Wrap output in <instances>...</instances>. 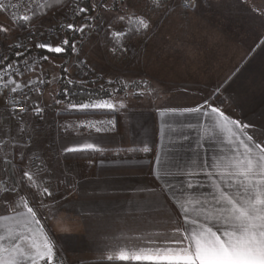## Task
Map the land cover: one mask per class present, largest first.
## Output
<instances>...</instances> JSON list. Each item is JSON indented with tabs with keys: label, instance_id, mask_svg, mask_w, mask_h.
<instances>
[{
	"label": "crops",
	"instance_id": "crops-1",
	"mask_svg": "<svg viewBox=\"0 0 264 264\" xmlns=\"http://www.w3.org/2000/svg\"><path fill=\"white\" fill-rule=\"evenodd\" d=\"M215 107L230 120L247 123L246 115L238 111L233 116L228 115L221 106ZM227 109L229 113L232 107ZM112 117L84 118L87 120L84 123L78 121L80 118H62L66 123L62 124V150L58 156L51 153L45 160L22 155L17 160V170L29 189L27 193L34 202L33 211L40 224L30 223L26 201L0 194V236L21 233L34 236L38 243L47 240L59 251L73 253L78 260L68 257L72 264H134L131 260L120 261L118 253L175 246L165 241L174 232L170 218L175 220L180 205L193 216L202 214V205L211 210L209 181L188 173L198 172L202 161L216 171L215 166L222 169L234 160L236 144L230 142V134L219 127L222 118L182 114L178 108H127L116 114L117 128L112 132L100 134L84 127ZM227 127L232 128L230 124ZM232 130L239 134L238 130ZM262 130L249 128L246 131L254 140L264 141ZM86 143H95L97 150L77 152H123L142 150L147 145L152 154L141 158L99 159L91 163L68 162L61 158L66 147ZM38 159L40 161L35 162ZM39 169L62 170V177L37 176L35 172ZM25 171L33 176L32 181L23 176ZM165 171L171 175L163 176ZM161 176L163 179L159 178ZM165 180L171 188L165 185ZM189 180L194 185L202 184L203 188L187 189ZM45 188L52 195L46 193ZM180 219L182 221L183 217Z\"/></svg>",
	"mask_w": 264,
	"mask_h": 264
},
{
	"label": "rangeland",
	"instance_id": "rangeland-1",
	"mask_svg": "<svg viewBox=\"0 0 264 264\" xmlns=\"http://www.w3.org/2000/svg\"><path fill=\"white\" fill-rule=\"evenodd\" d=\"M103 1L97 2L104 3L100 10L102 20L98 24V35H88L78 47L67 66L69 81L87 83L102 97H107L113 89H120L114 95L123 98L129 109H183L203 103L208 97L213 106H221L232 116L238 111L246 115L247 123L252 125L250 128L263 131L264 0H203L194 13L176 7V4L183 5L185 0H166L160 12L147 13L152 24L151 32L130 44L127 57L120 61L109 58L99 35L127 8L135 7L140 14L145 13L142 9L148 5V0H118V3L122 2L118 12L111 10L115 0ZM53 16L37 25L31 33L17 34L9 42L0 41V56L16 42L24 43L27 50L46 41L58 44L72 18L67 9ZM0 24L11 29L4 19H0ZM33 33V38L28 40ZM61 64L54 59L41 63L29 78L37 81V77H46V91L32 96L23 119L13 120L9 122V128L0 129V142L9 147L0 155V172L3 171V160L10 163L8 169L23 189L19 196H9L26 201L32 208L34 202L21 183L16 164L22 155L46 160L51 153L58 156L62 150V124L66 122L56 115L69 108L55 107ZM110 80L113 85L106 86ZM92 81L95 83H90ZM140 92L144 94L136 95ZM36 102L45 109L40 116L31 110V103ZM0 107L4 108L1 100ZM231 107L228 113L227 108ZM83 119L78 121H87ZM35 175L59 179L62 170L39 169ZM62 251L67 258L78 260L70 251L68 254Z\"/></svg>",
	"mask_w": 264,
	"mask_h": 264
},
{
	"label": "snow or ice",
	"instance_id": "snow-or-ice-1",
	"mask_svg": "<svg viewBox=\"0 0 264 264\" xmlns=\"http://www.w3.org/2000/svg\"><path fill=\"white\" fill-rule=\"evenodd\" d=\"M203 0H185L183 5L176 4V7H182L185 12L197 11ZM160 0H153V5H159ZM58 5L54 6L55 10ZM165 10H169L166 8ZM0 11H7V8L0 0ZM90 9L87 6L78 7V12L74 9L73 15L83 14L85 22L82 24H67V31L73 33L85 32L86 28L91 26L94 19L88 16ZM139 19V24L144 30L150 29V18L144 16L131 17L121 16L120 20ZM32 17L24 14L19 17L22 26L30 31ZM17 23V21H13ZM12 29L0 24V33H9ZM33 33L27 39L33 38ZM114 37H122L126 33L122 31L112 32ZM15 48L13 54L16 57L30 55L27 46L24 43L16 42L9 45V49ZM35 48L46 49L48 52L61 53L71 49L76 51L77 45L75 40H70L67 36L59 40L58 44L51 41L36 43ZM24 49L25 51H19ZM122 52H127V47L121 48ZM42 59H49L48 56H42ZM20 60H11L8 56H0V90H6L12 94L18 91L23 94L25 88L29 91L41 92L42 85L47 83V78L40 79L37 77L36 84L31 81L23 80L24 69L20 66ZM68 72L67 67L63 68V74ZM67 78V77H65ZM90 83H95L92 81ZM109 85L112 81H108ZM103 87V85H101ZM139 87V86H138ZM120 89H113L107 97H98L85 101H73L67 99L71 95L68 88L63 89L62 95L65 97L67 108L79 113H98L108 112L114 114L107 120L101 119L90 122L84 127L94 129L96 133L105 134L112 132L117 128L115 114L126 110L127 103L123 98H118L114 93L120 92ZM143 92L136 95H143ZM27 98V97H26ZM118 102H114L117 101ZM23 101L16 100L13 105V114L16 107L20 112L26 111L23 107ZM57 104L61 101L58 99ZM210 109V111H209ZM37 116L44 113L45 109L36 102L31 109ZM175 111V109H172ZM181 113L195 114L197 117H209L213 115L221 119L219 127L226 130L232 139L230 142L236 144L233 149L235 153L234 160L227 166L220 168L215 166L216 171L210 170L206 161H202L199 171L188 173L189 176L197 175L207 178L210 192L211 210L204 208L201 215L193 216L189 210L180 205V211L177 213L175 220L170 221L174 224V232L169 235L165 243L175 246L153 247L139 249L129 254L128 251H120L118 258L122 262L129 260L134 264H264V141H256L247 129L252 127L249 123L241 122L237 119H229L228 116L220 112L218 107L212 106L210 98L206 97L203 103L197 106L185 107ZM23 119V117H21ZM226 122V123H225ZM230 124L232 128H228ZM238 130V135L232 129ZM187 139V137H185ZM204 147V145H201ZM242 149V151H241ZM83 150H97L95 143H86L82 146L66 147L65 153H75ZM144 153H149L150 148L147 145L142 147ZM159 159V158H157ZM171 175L165 171L163 176ZM23 176L28 181L33 180V176L25 171ZM163 176L159 177L163 179ZM165 185L171 188L172 185L165 180ZM186 188H203L202 184H193L189 180ZM52 195L47 188L44 190ZM27 211L31 216L30 223L40 224L36 218V213L32 207ZM183 217L181 221L180 217ZM26 223H29L26 221ZM53 245L45 240L38 243L34 236H25L17 233L15 236H0V264H39V261H45V264H53L54 259ZM112 260V257H108Z\"/></svg>",
	"mask_w": 264,
	"mask_h": 264
},
{
	"label": "trees",
	"instance_id": "trees-1",
	"mask_svg": "<svg viewBox=\"0 0 264 264\" xmlns=\"http://www.w3.org/2000/svg\"><path fill=\"white\" fill-rule=\"evenodd\" d=\"M100 0H2L3 4L7 8V11H0V19L6 20V22L10 25L12 31L9 33H0V41L9 42V40L17 34L20 33H31L33 32L34 28L44 22L46 19L50 18L51 16L55 15L56 13L67 9L69 15L72 18L71 23L74 24H82L85 22L83 14L73 15V10L75 9L78 12V7H89L90 11L87 14L88 16L93 17L94 19L91 21V26L85 29L83 34L81 33H73L67 31L64 32L63 38L67 36L70 40H75L77 49L78 47L85 42L86 37L88 35H98V24L100 23L101 15L100 10L103 7L104 3H98ZM104 0L103 2H105ZM166 0H160L159 5H153V0H148V5L142 9L146 13L140 14L135 7L127 8L125 11L122 12V15L116 17L106 29L99 35L102 47L105 52L108 54L109 58L113 61H120L124 60L127 57V52H122V47L129 48L130 44L134 43L135 41L146 37L152 28V24L150 21V29L144 30L142 25L139 24V19H125L120 20L121 16L131 17L135 15L136 17L144 16L145 18H149L147 13L154 12L155 14L162 10L163 4H165ZM55 10H52L54 6L58 5ZM122 2L118 3V0H115L113 3V7L111 10L114 12H118L120 10ZM141 11V10H139ZM149 11V12H148ZM30 15L32 17L30 29L24 28L22 26L23 22H19V17L21 15ZM148 16V17H147ZM13 21H17V23H13ZM122 31L126 33V35L122 37H114L111 35L112 32ZM9 45V44H8ZM76 49V51H77ZM17 51V49L12 48L9 49L6 54L1 56H8L11 60L19 59L20 63L28 61L32 57H38L41 60L42 64H45L47 60L54 59L60 61L62 64L60 66V73L61 78L58 82L59 91L56 95V101L59 99L61 101L60 104L55 105V107H67L65 103V97L62 95L63 89L68 88L71 95L67 97L69 100L73 101H85L87 102L90 99H95L98 97H102L98 92L94 89H90L87 86V83H80L76 81H69L68 72L63 74V68L68 66V64L73 60L74 55L76 53L73 52L71 49L68 51H64L61 53H54L48 52L46 49H38L32 48L28 49L30 51V55L16 57L13 53ZM19 51H23L19 49ZM48 56L49 59L44 60L42 56ZM68 80L66 81L67 78ZM48 84V83H47ZM46 84V85H47ZM110 85H113L111 83ZM109 83L106 86H110ZM114 114L108 112H98V113H79L74 110L68 109L63 110L58 113L59 118H93V117H100V116H113ZM116 116V114H115ZM152 153H144L142 150H128L123 152H75V153H64L61 154V158L64 161L68 162H84V163H91L99 159H121V158H141L150 156ZM21 183L28 192V187L25 184V181L22 177Z\"/></svg>",
	"mask_w": 264,
	"mask_h": 264
},
{
	"label": "built area",
	"instance_id": "built-area-1",
	"mask_svg": "<svg viewBox=\"0 0 264 264\" xmlns=\"http://www.w3.org/2000/svg\"><path fill=\"white\" fill-rule=\"evenodd\" d=\"M41 60L38 57H32L28 61L20 63V67L24 69L23 80L31 81L33 84H36V81L29 78L34 75V73L40 68ZM43 90L41 92H37L35 90L29 91L28 88H25L23 94L19 91L17 94H12L10 92H6V90H0V100L4 102V108L0 107V111H2V115L0 116V129L9 128V122L13 120H17L18 118L26 115L28 113V103L30 102L32 96H37L46 91L47 85L46 83L42 85ZM27 97V98H26ZM16 100L23 101V107H25L26 111L21 113L20 108L16 107L13 114V105ZM29 144V142L27 143ZM9 147H7V143L0 142V155L6 153ZM36 161H39L36 160ZM2 164V173L0 180V193L2 195H11V196H19L23 189L19 185L16 178L8 169L10 163L3 160ZM13 176V177H12ZM54 251V259L53 264H72L65 254L58 250L56 246H53ZM39 264H45V261H40Z\"/></svg>",
	"mask_w": 264,
	"mask_h": 264
}]
</instances>
